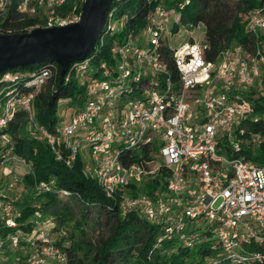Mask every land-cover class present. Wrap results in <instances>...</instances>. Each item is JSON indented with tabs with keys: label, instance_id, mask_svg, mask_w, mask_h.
I'll list each match as a JSON object with an SVG mask.
<instances>
[{
	"label": "built area",
	"instance_id": "obj_1",
	"mask_svg": "<svg viewBox=\"0 0 264 264\" xmlns=\"http://www.w3.org/2000/svg\"><path fill=\"white\" fill-rule=\"evenodd\" d=\"M9 2L0 0V15ZM62 2L17 0L16 10L42 18V28L62 27L79 15L74 9L57 15ZM170 15L177 20V8L156 4L137 33L110 46L106 59L89 55L72 63L66 79L73 77L83 100L68 121L50 129L32 121V99L54 77L55 67L0 74V264H45L51 258L65 263L51 235L53 216L43 214L36 201L30 202L37 215L26 219L29 233L17 221V207L25 198L20 196L22 176L32 175V167L14 153L13 140L3 129L18 111L26 114L28 135L44 142L68 168L79 158L83 172L107 199L130 186L151 184L161 170L159 187L118 199L119 208L158 222V241L186 235L185 225L201 219L210 236L180 241L187 248L200 240L215 247L216 257L203 264H264V167L239 155L242 145L253 147L259 137H237L243 133L241 122L254 120L255 98L249 90L257 91L264 76V0L246 22L254 36L252 51L235 45L212 61L205 58L204 40L189 37L171 49L164 28ZM173 20L168 36L180 25ZM164 47H170L171 67L162 59ZM15 168L22 170L21 176ZM54 185V179L34 183L28 196H40ZM3 245L26 255L4 257Z\"/></svg>",
	"mask_w": 264,
	"mask_h": 264
},
{
	"label": "trees",
	"instance_id": "obj_2",
	"mask_svg": "<svg viewBox=\"0 0 264 264\" xmlns=\"http://www.w3.org/2000/svg\"><path fill=\"white\" fill-rule=\"evenodd\" d=\"M82 1L63 0L61 6L55 9V13L65 16L74 9L78 14ZM182 1L183 7L178 8L177 4ZM16 2L17 0H10L5 12L0 15V33H23L32 28L43 27L42 18L18 13ZM260 2L261 0H187V2L186 0H111L100 41L95 42L91 55L97 59H106L110 46L120 41L125 34L137 33L156 4H162L166 8H177V20H173L175 25L201 24L203 29L201 40H204L208 46L205 54L207 61H212L220 51L235 45H243L250 53L253 49L254 36L247 31L246 22L250 13L260 6ZM114 20L120 23L118 32L112 31ZM171 30H174V25ZM169 48H161V56L171 67ZM49 66L55 67L54 77L33 95L31 118L34 123L47 129L58 122L55 112L60 100L69 104L75 102L79 106L82 103V89L75 84L73 77L66 79L71 66L60 82L59 68L52 63L8 70L25 74ZM258 87L257 91L253 90L249 93V97L255 98L252 104L254 120L246 119L241 122L239 127L243 129V133L238 134L237 137L243 140L251 135L259 137L257 145L253 147L248 143L242 145L239 155L257 166L264 167V83L257 85ZM25 115L22 111L16 112L3 129L13 140L14 153L24 158L32 167V175H23L22 180L27 187L34 183L47 182L49 179H54L55 185L40 196L31 195L23 198L17 207L19 212L17 221L22 223L21 229L29 233L30 228L26 219L34 212L30 201H36L41 206V212L53 216V224L59 226L65 224L72 215L73 206H78L79 214L75 227L82 235L80 240L71 239L73 243L66 247H58L64 253V264H203L210 258L216 257L217 249L201 240L191 248L185 247L181 242L179 244L176 238L171 241H158V222H150L139 213L118 207V199L121 197L132 199L140 193L139 189H130L132 191H124L115 199H107L95 180L83 172L79 158H75L72 166L68 168L62 161L55 159L54 153L44 142L26 134L23 130L27 121ZM142 149L147 150L146 147ZM131 153L133 155L134 152ZM153 186L155 187L150 183L143 184L142 192L145 193L144 190ZM91 216L94 220H89ZM89 224L99 225L102 229L100 231L103 232L91 234L84 239L82 229L84 230ZM201 226H194L185 233L194 234L199 230L197 233L202 237H209L207 224L202 223ZM187 238L191 239L192 236ZM55 244L58 246L56 239ZM4 246L3 254H6Z\"/></svg>",
	"mask_w": 264,
	"mask_h": 264
},
{
	"label": "water",
	"instance_id": "obj_3",
	"mask_svg": "<svg viewBox=\"0 0 264 264\" xmlns=\"http://www.w3.org/2000/svg\"><path fill=\"white\" fill-rule=\"evenodd\" d=\"M110 3L111 0H83L78 20L66 26L0 33V74L34 64L53 63L59 68L60 82L72 63L93 53Z\"/></svg>",
	"mask_w": 264,
	"mask_h": 264
},
{
	"label": "rangeland",
	"instance_id": "obj_4",
	"mask_svg": "<svg viewBox=\"0 0 264 264\" xmlns=\"http://www.w3.org/2000/svg\"><path fill=\"white\" fill-rule=\"evenodd\" d=\"M186 2H187V0H186ZM182 7H183V1L181 3V8ZM174 18H175V15H170L168 17V19L166 20L165 25H164L165 34L167 35V40H168L167 44L171 47V49L179 48L181 45H183L188 40L189 37L192 38L193 40H195L196 42H199L202 39L203 29H202L201 24H198L197 26L179 25L177 27L176 31L172 32L170 34V36H168L169 33H168L167 29H169V27L171 26V21ZM119 30H120V23H119V21L114 20L112 22V31L118 32ZM132 41L137 42L136 37L133 38ZM261 69L263 71V73L261 75L263 76L264 75V66H262ZM258 83L259 84L264 83V77H263V79L260 78ZM255 89L256 88H252L249 91L253 92V90H255ZM58 103L59 104L57 105V108H56L55 117L59 122L68 121L70 116L73 114V111L77 110L80 107L79 104H77L75 102L69 104V103H65L64 100H60ZM29 129H30L29 125L27 124V121H26L23 130L27 134ZM82 156H83V159L88 160V155H87V152L85 149L83 151ZM13 172L15 173V175L21 176L22 170L20 168H15ZM162 176H163V172L161 170H159L158 176L153 180V182L151 184L155 185V187H159L161 185V180H159V179H161ZM8 178L12 179L13 175H10ZM31 187H32V185L27 187L23 182V187H22L23 192L20 194V196L21 197H27ZM155 187L153 186V188H155ZM131 189H139V192L142 194V186L141 185H136L135 187H132ZM129 191H132V190H129ZM72 203L74 205V202H72ZM72 203H71V205H72ZM78 214H79V207L73 206L72 215L69 217V219L66 221L65 224H62L60 226L58 224H53L51 235H52L54 240L56 239V242L58 244V246H56V247H59V248L60 247L62 248V246L66 247L70 243H73L72 242L73 239L74 240L77 239V241L81 239L82 234H80V232L75 227V223H76V220L78 218L77 217ZM36 215H37V212H33L31 216L35 217ZM142 217L146 218L145 216H142ZM89 220H94V217L91 216V218ZM202 223H205V222L201 219L194 221L192 223H188L184 227V232L192 230L194 226L195 227L201 226ZM200 228H202V226ZM100 229L101 228L99 227V225L98 226L92 225V224L86 225L84 227V230L82 229L83 234H84L83 238L85 239V238L91 236V234L96 235L97 233H102L103 231H100ZM198 231L199 230L195 231L194 234H191L189 232L186 235H180L177 238L178 243L180 244L181 238L187 239V237H189V236H192V237L196 236L197 238H200L201 235H199L197 233ZM205 239H207V238L205 237ZM93 241L95 242V240H93ZM4 251H6V254H4L5 255L4 257L8 256L9 259L23 258L26 255V253L24 251H21L19 248H15V247L13 248V247H10L9 245L4 246ZM45 264H59V263L56 262L55 259L51 258V259L45 260Z\"/></svg>",
	"mask_w": 264,
	"mask_h": 264
}]
</instances>
